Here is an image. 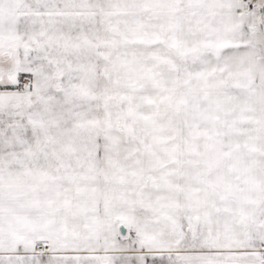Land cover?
Here are the masks:
<instances>
[{
    "label": "snow or ice",
    "instance_id": "1",
    "mask_svg": "<svg viewBox=\"0 0 264 264\" xmlns=\"http://www.w3.org/2000/svg\"><path fill=\"white\" fill-rule=\"evenodd\" d=\"M0 264H264V0H0Z\"/></svg>",
    "mask_w": 264,
    "mask_h": 264
}]
</instances>
